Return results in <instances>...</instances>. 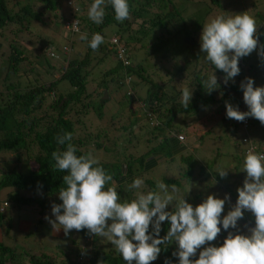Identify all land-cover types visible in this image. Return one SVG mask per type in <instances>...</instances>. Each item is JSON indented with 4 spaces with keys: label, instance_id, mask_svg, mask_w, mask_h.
Masks as SVG:
<instances>
[{
    "label": "trees",
    "instance_id": "16d2710c",
    "mask_svg": "<svg viewBox=\"0 0 264 264\" xmlns=\"http://www.w3.org/2000/svg\"><path fill=\"white\" fill-rule=\"evenodd\" d=\"M14 1L0 0V35L9 27H19L16 28V32L22 35L26 33L30 41L36 38L31 28L33 20L43 28L60 30L63 45L72 48L84 45L85 50L69 59L62 77L57 81L47 82L51 74L45 78L46 74L56 70V67L50 63L48 54L35 56L36 64L41 67L36 71L30 51L17 39L9 42L8 52L1 65L3 75L0 79V154H16V157L13 167L12 157L8 161H3V164L0 162V192L5 189L10 190L6 201L11 206L14 205L18 209L30 204L44 207L51 198L59 197L60 189L66 187L63 176L67 173L55 168L52 153L66 150V144L57 143V137L65 132L72 133L71 143L77 148V156L91 152L97 157V152L102 153L101 158H98L99 166L113 176L120 202L125 200L131 202L136 198L137 192L147 194L149 191L157 190L158 181L155 183L148 179V173L151 174L152 171L160 170L162 167L166 168L167 161L173 162L179 159L182 165H187L181 172L182 177L160 180L169 185V192L173 184L180 189L179 180L187 182L199 180L200 184H203L205 182L203 177L206 176L212 177L217 182L216 196L222 195L224 198L226 194L230 195V208L236 203L237 189L243 186L245 180V176L240 174L245 155L243 151L241 157L237 154L241 146L236 145L237 142H232L231 147L235 149L233 161L239 162L235 173L220 177L218 173L222 169L219 164L222 162L217 163L218 155L213 157L210 165L200 158L197 159L199 156L189 151L188 142L182 144L177 139V135L189 132L188 126L175 129V126L179 125L175 121L178 115H187L191 112V116L195 115L192 118L193 123H196L205 114L202 113L203 109L216 114L217 118L212 120L214 124L212 127L218 131L220 129L222 131L220 133L225 134V138L237 140L241 122L227 118L226 102L234 107L238 106L242 112H247L249 108L243 99L241 82L252 73L253 80L258 79L264 83V58L259 55V47L249 56L240 59L241 72L234 78V82L229 81L227 85L223 83L226 74L208 62L205 53L201 51L200 38L203 25L210 21V18L220 16L221 13L225 17L236 15L231 13L227 4L222 0H206L203 15H193L194 12L191 16L184 17L177 8V0H129L130 17L119 22L115 19V11L110 0H105L106 14L103 23L96 24L88 17V9L94 0L60 2L26 0L27 3L19 6L17 11L14 5H18V2L12 4ZM258 1L254 0L250 5L252 8L259 7L258 10H263L262 13L256 11L253 17L257 20L259 42L264 45V2ZM63 2H66L68 8L66 13L61 12ZM242 10L239 11L243 14ZM76 20L79 21L76 25L80 30L78 35L72 28ZM138 21H141V24L137 30H134L133 26ZM146 21L150 24L149 28ZM108 29H112V34L129 47L133 64L124 66L116 61L115 51L110 49L107 42L112 37L107 36ZM82 33H87V39L80 38ZM96 33L103 36L104 43L94 51L89 47V42ZM147 38L151 39V44L148 46L143 43ZM35 40L38 41L39 37ZM50 46L53 48L51 42ZM2 47L3 44L0 42V49ZM58 48L61 49L57 45L54 51L58 52ZM139 50L144 51L145 58L134 63V52ZM251 61L254 63H250ZM170 63L172 67L174 65L175 73L164 67ZM108 64L111 67L107 71L102 70ZM98 67L101 69L99 68L100 74L97 75L95 70ZM214 73L218 78L219 87L208 93V89L203 87V82ZM28 75L34 80L21 79ZM165 75L176 76L178 82L185 78L187 82H183L185 83L183 88L178 90L173 86L177 84L176 81H163ZM127 76L132 81L131 85L125 82ZM63 81L69 88L59 90ZM93 81L95 84L91 83ZM169 86L172 88L171 94ZM254 86L258 87L257 82ZM185 87L193 91V98L187 109L181 103L182 91ZM125 107L128 108L129 113L125 112ZM106 112L112 113L109 123L105 128L97 127L98 131L93 133L90 130V123L86 124L85 121L92 118L100 119ZM248 119L250 129L253 128L256 132V138H251L252 141L257 145L264 144V125L255 118ZM118 124L121 125L117 126ZM194 128L197 126L194 125ZM199 128V131L205 132L211 127L202 129L203 126H199ZM118 129L122 132L121 139H127L121 144H118L119 137L112 134ZM209 133L210 131L205 134ZM155 140L160 144V149L158 146L155 148L150 146ZM133 142L134 146L131 147ZM130 149H133L134 153H128ZM261 152H264V148ZM205 170L209 173L206 174ZM159 172L160 176L164 174L162 170ZM136 178L143 179L144 185L140 189L129 190L128 186ZM182 194L180 191L177 195L186 199ZM201 196L200 193L195 197ZM58 204H62L60 199ZM166 210L171 211L172 206L170 205ZM4 216L5 213H0V226L4 223L5 234L11 236L12 225L8 223L11 221L5 222ZM245 216L248 226L254 227L253 214L245 211ZM161 227L160 236L163 237L167 234L170 224L165 221ZM31 228V222L27 221H20L18 225V231L25 236L31 233ZM75 231L78 240L83 243L84 239L92 237L90 251L87 252L80 241L71 240L72 247L61 251L62 254L52 255L45 247L28 245L24 249H17L13 248L14 245L11 247L4 244L1 242L0 227V264H86L79 261L81 253H85V257L87 255L88 264H101V262L126 264L115 246L111 245L104 250L99 247L98 236L90 235L89 230ZM54 233L58 234L56 231H52L51 234L50 229L52 238ZM226 238L227 234L221 233L212 243L217 247L222 246ZM177 247L175 241L167 246L162 245L158 259L152 264H165L166 260L170 261V264H179L178 258L172 255Z\"/></svg>",
    "mask_w": 264,
    "mask_h": 264
},
{
    "label": "clouds",
    "instance_id": "9594fccd",
    "mask_svg": "<svg viewBox=\"0 0 264 264\" xmlns=\"http://www.w3.org/2000/svg\"><path fill=\"white\" fill-rule=\"evenodd\" d=\"M110 3L114 8L117 21L123 22L130 17L129 0H110ZM104 5L105 0H94L88 9L89 19L96 24L103 23L106 14ZM78 23L79 21L76 20L72 26L77 35L80 32L76 27ZM80 38L87 39V33H82ZM107 42L110 49L115 51L116 61L124 66L133 64L129 47L122 44L119 37L112 35ZM102 43H104L103 36L96 33L92 36L89 47L95 51ZM200 45L201 51L205 53V59L226 74L224 85H227L229 81L234 82V78L240 74L241 58L249 56L258 47L259 55L264 58V45L259 42L257 20L248 12L211 18L203 25ZM52 49L49 45L47 54L50 60L58 59V54L62 58L59 69L55 70L59 73V77L53 81H57L66 72L73 48L64 44L60 52H53ZM81 52L77 51L78 55ZM54 72H51V76ZM125 82L131 85L129 76ZM254 85L255 81L250 77L245 78L240 84L243 99L249 111L242 112L238 106L234 107L226 102L227 118L240 121L245 132L241 140L243 145V152H241L245 155V159L240 171V174L245 176V180L243 186L237 189L236 203L223 218L221 217L226 203H231L230 195L226 194L223 199L209 195L203 203L193 207L185 197L177 195L180 189L175 184L171 185V192H169V185L163 182L157 183L155 191H149L147 194L137 192L136 198L131 202L127 200L120 202L113 176L99 166V160L91 152L77 156V148L71 143L73 135L65 132L57 137V143L66 144V150L52 153L55 168L67 174L63 176L66 187H62L59 191L62 204H52V215L55 220L45 217L53 226L51 234L52 231L62 232V229H57V225H62L66 236L73 229L77 231L87 229L90 235L94 234L110 241L126 264H152L159 257L162 251L161 246H167L172 241L178 245L172 255L178 258L179 264H264V152H261L259 146L248 136L249 117L257 119L264 125V87ZM203 87L208 89V93L219 87L215 73L203 82ZM192 98L193 91L185 87L181 99L185 109L189 107ZM190 116L187 114L185 118ZM181 120H177L176 124L187 125L185 121L183 122V117ZM191 127L194 128V125ZM207 132L205 131L201 136ZM188 134L187 131V134L183 132L177 135L178 141L182 144L187 143L189 140L184 135ZM201 136L194 139V142H188L191 154H196L197 150L193 143L195 144ZM237 143L236 145L240 146V143ZM233 152L225 153L226 159L229 156L231 158ZM208 154L207 151L202 152L197 159L204 161L203 158L208 159ZM12 157L15 160L16 154ZM18 157L21 158L20 155ZM212 159L205 162L210 165ZM238 163V160L237 162L231 160V168L222 169L218 173L219 176L226 177L228 174L235 173ZM207 178L211 177H203L205 180ZM192 182L195 184L194 189L200 185L199 180ZM210 183L212 184L211 181ZM143 185L144 180L136 178L128 187L129 190L140 189ZM187 191L189 193L191 187ZM3 192L9 194L10 190L5 189L0 193ZM51 200L52 198L49 201ZM170 205L172 210L167 211ZM10 206L6 198L0 201V213H6V209ZM36 206V209H40V206ZM245 211L252 213L255 217L254 227L245 225L250 233L248 235L239 234L238 222L244 219ZM43 214L44 211L41 210V215ZM165 221L170 224V228L167 234L161 237V226ZM229 229H235L236 232ZM222 230L228 232V235L223 245L217 247L212 242L217 240ZM197 253L199 258L194 259ZM81 254L84 255L82 262L88 264L87 255L85 257V253ZM165 264H170V261L166 260Z\"/></svg>",
    "mask_w": 264,
    "mask_h": 264
},
{
    "label": "rangeland",
    "instance_id": "374dc122",
    "mask_svg": "<svg viewBox=\"0 0 264 264\" xmlns=\"http://www.w3.org/2000/svg\"><path fill=\"white\" fill-rule=\"evenodd\" d=\"M57 1H62V0H57ZM205 1L206 0H177L176 1V5L177 8L179 9V11L182 12V15L184 17L187 16H191V14L193 15H203L205 12ZM225 4H227L226 6L229 7L228 9L231 10V13L233 14H242L239 10L243 9L242 11L244 13L248 12L249 15L253 16L254 13L256 11H260L262 13L263 10H258L259 7H255L252 8V6L250 5V3L254 0H222ZM260 1V0H259ZM258 1V2H259ZM18 2V5H14V9L15 11L18 10L19 6H21L22 4H26L27 1H21V0H15L14 2H12V4H15ZM261 3L264 2V0L260 1ZM36 5H40V3H36ZM238 6H242V8H238ZM244 6H246L245 8H243ZM251 9H249V8ZM67 6H66V2H63L61 5V12L62 13H66L67 12ZM255 10V11H253ZM14 11V12H15ZM227 13V12H226ZM225 14V13H224ZM228 14V13H227ZM222 15V13H221ZM211 19V18H210ZM34 22V23H33ZM147 22V26L148 28L150 27V24L148 21ZM209 22V20H208ZM141 24V21H138L135 26H133L134 30H137L139 28V25ZM16 28L19 27H9L6 30H4L2 32V34L0 35V41L3 44V47L0 49V79L3 75V68H2V64H3V59H5L6 57V53L8 52L9 49V42L11 43L13 40L17 39L19 40V42L31 53V61L32 63H34V67L35 70L38 71L39 69H41V67L36 64V60H35V56H41L43 54H47V49L49 48L50 42L51 45L53 46L52 50H55V48L58 47H62L63 42V36L61 34L60 30H50L49 28H43L40 24L36 23L35 21L32 20L31 22V28L33 29V31L36 34V38L39 37V40L36 41L34 39H31L29 41V39H27L26 33H24V35L17 33L16 32ZM22 28V27H21ZM107 36L110 37L112 36V29H108L106 31ZM75 41V39H73ZM143 43H145L146 46L151 44V39L147 38L146 41H143ZM138 46L140 47V45L138 44ZM59 49V48H58ZM74 50L71 52V56L78 54L77 51H84V45H77L75 48H73ZM60 50V49H59ZM55 52V51H53ZM60 52V51H59ZM59 58L58 59H54V60H49L50 63L52 65H54L57 69H59L60 64V60L62 59L60 54H58ZM247 57V56H246ZM145 58V53L143 50H139L138 52H134V63H136L137 61L144 59ZM109 59V56H108ZM39 58H38V62H39ZM57 62V63H56ZM113 62V60H112ZM250 63H254V61H251ZM64 65V64H63ZM111 67L110 64L105 65V67L102 70H108ZM167 70H171V73H175L176 69L173 65V67L171 66V63L168 65L164 66ZM101 67H98V69L95 70V72L98 74H100V69ZM51 73L46 74L45 78L47 76H49ZM252 73H249L247 77L252 78ZM57 77H59V73L57 71H55L52 76L50 77V79L47 81H53L54 79H56ZM22 80H26V81H33V77L28 75V76H24L21 78ZM165 80H169L170 81H176L177 84L173 85L176 87V89H182L184 84L183 82H187V80L185 78H183L181 81H177L176 80V76L174 77H168L167 75L164 76L163 81ZM255 83L257 82L258 87H263L264 83H262L260 80L255 79L254 80ZM93 84V82H91ZM173 83V82H172ZM171 83V84H172ZM0 86H1V82H0ZM170 87V94L172 92V88ZM68 89L69 86L67 83H65V81H63L61 83V85L59 86V90L60 89ZM114 106V103L112 104V107ZM126 113H129V110L127 107L124 108ZM114 113V112H113ZM116 113V112H115ZM202 113L204 114L203 117H201L198 121H196V123H193V119L194 116H190V117H186V114H180L179 118L176 119V121H182V117H183V122L185 121V123L187 124V126H189V134L188 135H184L186 137L187 140L194 142V139H197L199 135H201L204 130L199 131V126H203L202 129H207V127H211L210 129H208V131H210V134H203L201 136L200 139H198L197 142H195V144L193 143V145L196 147V154L195 156H200V154H202V152H209L208 154V159H212L213 157H217V163L219 164L220 162H222V164H219L220 168L223 170H226L228 168H230L231 166V160H234L233 156L235 155V149L232 148V142H238L240 143L239 147V152L237 153L238 156L241 155V151H243V145L241 144V140L242 138L245 136V132L243 131L242 127L240 126L238 128V132H237V140H235V138L233 139H227L225 138V134H221L220 132H222L220 129L218 131V129H215L214 124H212V120H214L215 118H217L216 114L214 112H208L206 110L202 109ZM208 113V114H207ZM112 114V113H111ZM110 113L106 112L104 117H101L100 119L98 118H92L91 120H86L85 123L87 124L88 122L90 123V130L94 133H96L98 131L97 127H101V128H105L106 125L109 123V119L111 116ZM189 115H192V113L190 112ZM210 118H207V117ZM92 117V116H91ZM90 117V118H91ZM177 121V122H178ZM121 124H118L117 126H120ZM192 125L197 126V128H193L191 127ZM92 126V127H91ZM178 127L175 126V129H183L184 125L183 124H179L177 125ZM110 127H114V126H110ZM137 129V128H135ZM134 129V130H135ZM121 130H115L112 134L115 136L119 137L118 140V144H121L122 141H127V139H121ZM217 135V136H216ZM248 136L250 138H256V132L254 131L253 128L248 130ZM100 141V140H97ZM188 141V142H189ZM259 145V149H263L264 148V144L263 143H258ZM134 146V142L132 144L131 147ZM151 147H157L158 149H160V144L155 140L153 141V143L150 145ZM187 146H189V144L187 143ZM213 149V151H212ZM233 152V155L231 156V158L226 159L227 156L225 153H230ZM134 153L133 149H130L128 151V153ZM185 154H189V152H185ZM102 156L101 152H97V159ZM12 155L9 154H0V162L3 164V161H8L9 159H11ZM177 158V157H176ZM203 158L204 161L208 160ZM12 167L15 165V160L13 161V157H12ZM187 167V165H182L179 162V159L174 160L173 162H168L167 161V166L166 168H161L160 170L163 171V175L164 177L160 176V170H155L152 171L151 174L148 173L147 177L151 179V181H154L155 183L158 181L160 182V180H162V178H166V179H172V177H174L175 179H180V177H182V170L183 168L185 169ZM233 171V168H232ZM205 172L209 173L208 171L205 170ZM210 181L212 182V184L210 183ZM179 182L181 183L180 186V191L181 193H183L182 195L186 196V200L190 203H192L193 207L198 206L199 204L203 203L207 197L209 195H215L216 194V190L215 188H217L218 184L215 180H213V178H207L205 180V182L203 184H200L197 188H193L194 187V183L191 182H187V181H182L179 180ZM191 187V191L188 193L187 189H189ZM202 194L201 197H195L198 196L200 193ZM222 193V191H220ZM8 192H3L0 193V201H3L6 196H7ZM29 195V194H27ZM189 195V196H187ZM216 196V195H215ZM56 198L52 199L51 201H49L48 203H50V205H48V203L44 206L41 207L40 209L37 208L36 209V205H27V206H21L20 210H18L17 207H15L14 205L10 206L9 208L6 209V213H5V222L11 223L12 225V230H11V236H7L5 234V230L3 224H1V238L4 244L9 245L11 247H13V245L15 247L13 248H17V249H24L26 246L28 245H33V246H38V247H42V248H46L49 251L53 252L51 253L52 255H58V254H62L61 251L63 250H67L70 247H72L71 244V240H76V241H80L81 243H83L81 240H78L77 235H76V231L75 229L71 230V232L66 236L64 233V230L62 228V225H57V229L60 228L62 229L61 233H54L52 238L50 236V229L53 228L52 224L49 223L48 220L45 219L46 216H48L50 219L55 220V217L52 215V204H58V200L59 197L55 196ZM217 198L223 199L222 195H217ZM234 205V204H232ZM41 210L44 211V214L41 215ZM230 204L226 203L225 205V209L224 212L222 214V217L224 215H227L228 211H230ZM62 214V213H61ZM20 221H27V222H31V233L27 236H25L24 234L20 233L18 231V225L20 223ZM58 224V222H57ZM245 225H248V221L246 216L244 215V219L240 220L238 222V226L240 229V233L239 234H246L248 235V230L247 228H245ZM222 227V225H221ZM48 228V229H47ZM229 231L232 232H236L235 229H229ZM221 233H226L228 235V232L223 231ZM56 237V238H55ZM99 247H101L104 250H107L108 247H110L112 244L110 241H108L106 238H102L99 237ZM91 239L92 237H89L88 239H84V243L82 244V247H84V249L88 251H90V243H91ZM41 245V246H40ZM8 246V247H9ZM55 246H57L56 248H54ZM58 251V252H57ZM197 259L199 258V253H197Z\"/></svg>",
    "mask_w": 264,
    "mask_h": 264
},
{
    "label": "built area",
    "instance_id": "2783aa9c",
    "mask_svg": "<svg viewBox=\"0 0 264 264\" xmlns=\"http://www.w3.org/2000/svg\"><path fill=\"white\" fill-rule=\"evenodd\" d=\"M74 31H76V30L74 29ZM79 260H80V261H83V260H84V255H83V254H80V258H79Z\"/></svg>",
    "mask_w": 264,
    "mask_h": 264
},
{
    "label": "crops",
    "instance_id": "0c3cea01",
    "mask_svg": "<svg viewBox=\"0 0 264 264\" xmlns=\"http://www.w3.org/2000/svg\"><path fill=\"white\" fill-rule=\"evenodd\" d=\"M231 168V167H230Z\"/></svg>",
    "mask_w": 264,
    "mask_h": 264
}]
</instances>
